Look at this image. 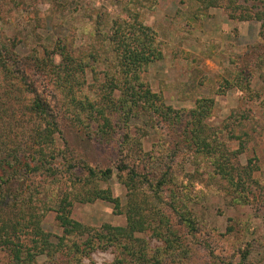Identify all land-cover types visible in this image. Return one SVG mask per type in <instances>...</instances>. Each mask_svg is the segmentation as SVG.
<instances>
[{"label": "rangeland", "instance_id": "obj_1", "mask_svg": "<svg viewBox=\"0 0 264 264\" xmlns=\"http://www.w3.org/2000/svg\"><path fill=\"white\" fill-rule=\"evenodd\" d=\"M221 3L202 12L200 0H0V37L17 42L28 81L60 99L47 100L60 129L52 143L43 138L45 119L32 110L28 95L9 86L0 65V175L13 164L18 189L38 192L32 208L49 242L36 264H264V37L262 21L254 18L264 1ZM135 8L161 41L162 56L142 79L163 100L136 106L113 100V111L109 100H84L105 111H95L99 121L92 125L80 124L74 119L79 106L61 97L69 86L55 46L65 42L90 63L86 85L95 91L104 82L101 61L108 62L111 46L99 31L108 32L113 19ZM247 12L253 17L242 19ZM91 64L100 71L98 80ZM198 107L200 136L209 146L195 138L200 119L191 112ZM41 162L51 169L27 173V163ZM122 164L128 167L120 171ZM88 166L110 167L113 174L91 177ZM131 167L137 173L132 178ZM95 190L110 191L119 205L87 199ZM242 194L248 201L238 200ZM66 196L71 216L87 229L63 245L56 206ZM131 208L146 214V229L113 231L128 225ZM110 232L117 238L101 239ZM13 240L29 246L33 235L26 228ZM11 256L0 247L1 264H12Z\"/></svg>", "mask_w": 264, "mask_h": 264}, {"label": "trees", "instance_id": "obj_2", "mask_svg": "<svg viewBox=\"0 0 264 264\" xmlns=\"http://www.w3.org/2000/svg\"><path fill=\"white\" fill-rule=\"evenodd\" d=\"M111 1L115 4H121L129 0ZM244 1L249 2L250 0ZM221 4V0H200L199 9L205 12L209 8L218 7ZM139 16H141L140 11H137L136 8L128 9L126 14L110 22L111 25L108 32H104L103 30L99 31V34L104 35L106 33L105 37L111 46L108 51L110 52L108 62L101 61L104 64V70L102 72L104 82L95 91L92 88L93 86L86 85L85 67L89 66L90 63L88 62L86 64L80 60L82 56L78 54L79 51L77 49L70 50L65 42L63 43L60 40L57 42L55 48H57L60 57H62L61 68L64 71L63 77L66 80L65 87L69 86V88H62L60 90L61 97L63 96L66 100H70L79 106L80 109L76 112L74 119L80 124L87 121V125H92V122L99 121L95 111H99L98 114L100 115L104 114L105 111L99 104L89 103L90 107L86 106L87 103L85 104L84 100H109L108 107H113L111 108L112 111L115 109V102L113 100H133L134 106L138 105V101L140 100H163V95L154 92L149 84L142 79V72L148 70V65L151 61L162 56V49L161 41L158 40L156 32L141 22ZM231 17L233 19L236 18L233 14ZM240 17L242 19H250L253 16L247 12ZM254 18L262 21L259 34L264 37V11H257ZM98 22V25H100L101 20ZM16 45L17 42L15 39L0 37V65L5 71V79H8L10 82L9 86H12V89L18 90L21 95L26 94L29 96V100H32V110L36 111L47 123L43 138L51 140L54 143L55 133L60 132L59 122L47 100L60 99L57 93L52 92V96L50 97L46 93L41 92L35 84L28 81V74L26 73L27 67H24L25 61L15 51ZM99 55L100 53L96 51L94 58H99ZM91 67L94 78L98 80L100 71H97L92 64ZM87 87L91 91L93 90V92L87 94ZM117 91L119 92L118 96L115 95ZM201 100H210L213 102V99ZM91 107H94V110ZM199 107L198 109H193L191 112V116H196L200 119L199 123L196 124L197 131L195 132V138H198L205 145L209 146L207 138L205 139L200 136L204 130V126L202 124L203 111ZM134 108H129V111ZM169 109L171 110V108ZM110 120V118H107L106 122H104L106 127ZM213 139L211 142L214 143V141H217L216 137ZM218 148L220 150L221 146L219 145ZM221 156L225 157L224 153ZM44 163H37L34 166L27 163V173L41 171L42 168L50 170L51 167L44 166ZM225 165L223 163L219 164L220 171H224ZM125 166L127 165L122 164L118 169L123 171ZM87 169L91 177L109 179L113 174V170L110 167L98 171L91 166H88ZM3 173L0 175V247L11 252L13 255L11 256L12 264H36V255L44 253L49 242V234L42 227L39 214L32 208L34 199H37L38 192L34 191L35 188L31 189L30 187H25L24 190L18 189L16 179L20 172L17 168L13 167V164L9 163V168L5 169ZM129 173L132 174L131 178L137 174L132 167ZM126 185L129 186V184ZM93 193V196L87 199L93 201L96 198H102L114 202L116 206L119 205V199L113 197L108 190H95ZM246 197V194H242V197L240 195L238 200L246 201ZM262 204H264V201H262ZM71 205L72 201L66 196L56 206L57 218L64 229V235L59 237V244H67L66 240L72 234L79 238V236L85 233V229H87L83 223L75 220L71 216V210L68 208ZM45 207L49 209V206ZM139 208H131V210H128V225L125 228H114L113 231L117 233L128 232L130 235H133L134 232L145 230L148 219L146 214L140 212ZM187 219L190 222L193 221L191 218ZM26 228L30 229L33 235V244L26 246L20 240L14 242L13 237L17 235V232ZM73 235L71 236L72 238ZM100 237H102V240H113L117 238L116 234H111V232L109 235L102 234ZM87 244L91 245V242ZM74 245L77 251L80 246L77 242ZM143 257L145 256H140V258ZM247 257V253H245L243 260L247 259Z\"/></svg>", "mask_w": 264, "mask_h": 264}]
</instances>
